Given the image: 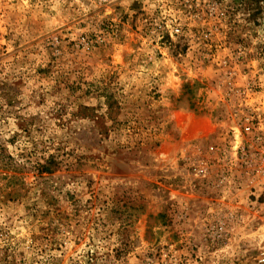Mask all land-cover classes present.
Segmentation results:
<instances>
[{
	"label": "rangeland",
	"instance_id": "1",
	"mask_svg": "<svg viewBox=\"0 0 264 264\" xmlns=\"http://www.w3.org/2000/svg\"><path fill=\"white\" fill-rule=\"evenodd\" d=\"M0 264H264V0H0Z\"/></svg>",
	"mask_w": 264,
	"mask_h": 264
},
{
	"label": "built area",
	"instance_id": "2",
	"mask_svg": "<svg viewBox=\"0 0 264 264\" xmlns=\"http://www.w3.org/2000/svg\"><path fill=\"white\" fill-rule=\"evenodd\" d=\"M176 33H179V29L176 30ZM251 130H252V132H254V131L256 130V127H255L254 124H252V125L247 129V131H250V132H251ZM257 139H258V141L262 142V141H263V136H261V135L258 134Z\"/></svg>",
	"mask_w": 264,
	"mask_h": 264
},
{
	"label": "trees",
	"instance_id": "3",
	"mask_svg": "<svg viewBox=\"0 0 264 264\" xmlns=\"http://www.w3.org/2000/svg\"><path fill=\"white\" fill-rule=\"evenodd\" d=\"M111 108H112V106H111ZM46 169H47V168L42 167V169H40V171L43 172V171H46Z\"/></svg>",
	"mask_w": 264,
	"mask_h": 264
}]
</instances>
